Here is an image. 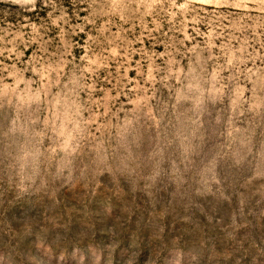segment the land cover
Returning <instances> with one entry per match:
<instances>
[{"label":"rangeland","instance_id":"374dc122","mask_svg":"<svg viewBox=\"0 0 264 264\" xmlns=\"http://www.w3.org/2000/svg\"><path fill=\"white\" fill-rule=\"evenodd\" d=\"M0 264H264V0H0Z\"/></svg>","mask_w":264,"mask_h":264}]
</instances>
